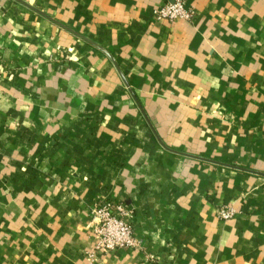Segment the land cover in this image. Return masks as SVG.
Here are the masks:
<instances>
[{
	"label": "crops",
	"instance_id": "crops-1",
	"mask_svg": "<svg viewBox=\"0 0 264 264\" xmlns=\"http://www.w3.org/2000/svg\"><path fill=\"white\" fill-rule=\"evenodd\" d=\"M164 1L0 0V264H264V0Z\"/></svg>",
	"mask_w": 264,
	"mask_h": 264
},
{
	"label": "built area",
	"instance_id": "built-area-1",
	"mask_svg": "<svg viewBox=\"0 0 264 264\" xmlns=\"http://www.w3.org/2000/svg\"><path fill=\"white\" fill-rule=\"evenodd\" d=\"M193 10L185 6L182 0H166L155 9V16L159 20L173 21L175 19H191ZM128 212L121 203H114L108 200L102 201L93 208V217H97V223H93L95 245L90 253V263L94 255L111 252L114 249L125 248L136 245L131 228L123 219ZM115 213V214H113ZM217 217L229 219L234 215L231 207H220L217 210Z\"/></svg>",
	"mask_w": 264,
	"mask_h": 264
},
{
	"label": "rangeland",
	"instance_id": "rangeland-1",
	"mask_svg": "<svg viewBox=\"0 0 264 264\" xmlns=\"http://www.w3.org/2000/svg\"><path fill=\"white\" fill-rule=\"evenodd\" d=\"M154 15H155V9H154ZM155 17V19L156 20H159V19H157L156 18V16H154ZM57 55L55 56H53L52 57V59H54V60H58V59H68V57H69V55H68V51H65L64 49H60V51H58L57 53H56ZM49 58H51V57H49ZM102 201H106V198H100V199H98L97 201H95L90 207H89V223H90V229H91V233H92V236H93V247L91 248V250L90 251H88V253H87V255H88V258L90 257V253L93 251V249H94V245H95V236H94V230H93V223L94 222H96L97 223V220H98V218L97 217H93V208L95 207V206H97V205H99ZM109 201V200H108ZM111 202V201H110ZM124 206V205H123ZM125 207V209H127L128 210V212H127V214L126 215H124L123 216V219H124V221L126 222V224H128L129 225V227L131 228V232H132V235H133V227H132V221H131V217H132V213H133V210L131 209V208H128V207H126V206H124ZM113 214H115V213H113ZM217 214V213H216ZM220 219V218H219ZM220 220H226V219H220ZM133 237H134V235H133ZM134 239L136 240V245H134V246H129V247H123V248H118V249H114V250H112L111 252H106V253H113V252H115V251H123V250H127V249H129V248H134V247H140V244L138 243V241H137V239L134 237ZM103 254H105V253H101L99 256L97 255H94L93 256V258H95L94 260H91L92 261V263H90V258H89V263L90 264H93V263H95L98 259H99V257L101 256V255H103Z\"/></svg>",
	"mask_w": 264,
	"mask_h": 264
}]
</instances>
